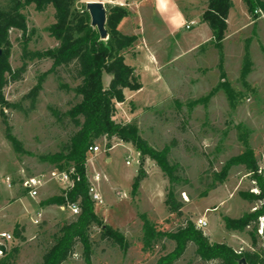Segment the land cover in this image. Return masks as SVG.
Masks as SVG:
<instances>
[{
  "label": "rangeland",
  "instance_id": "374dc122",
  "mask_svg": "<svg viewBox=\"0 0 264 264\" xmlns=\"http://www.w3.org/2000/svg\"><path fill=\"white\" fill-rule=\"evenodd\" d=\"M87 1L76 0L73 10L86 7ZM173 1L189 17L196 18L197 24L187 29L181 27L180 20L174 38L163 28V41L159 43L152 20L142 22L150 46L161 54L164 80L143 74L144 87L124 93L127 101L119 112L126 119L137 116L133 121L151 146L157 150L169 147L171 164L180 165L176 199L182 204V214L170 212L166 204L170 182L154 160H146L147 177L141 180L135 195L140 153L129 142L112 141L109 147L103 137L98 139L101 150L87 161V177L93 179L96 173L101 176L95 185L104 203H95V209L104 223L121 230L129 247L124 251L102 239L101 229L95 225L91 264H157L162 255L173 250L175 242L168 238L152 248L144 247L142 214L164 231L176 230L188 218L195 223L205 218L208 225L202 230L211 241L225 242L239 252L253 249L249 233L226 229L224 217L237 218L253 209L254 203L241 192L257 191L255 183L244 165H233L223 178L221 173L231 157L248 147L255 151L264 171V12L252 14L248 10L250 22L247 25L241 21L245 26L240 31L233 22L220 44L213 39L188 51L192 41L210 34V27L200 17L205 0ZM234 2L237 13L247 8L244 0ZM13 3L0 0L5 9ZM23 11L29 32H33L25 48L22 32L10 31V62L14 69L26 63V71L18 80H10L0 97V233L13 235L10 240L0 236V245L6 246L4 252L0 250V264H40L59 228L76 218L67 205L41 204L62 194L56 183L48 184L37 198L26 196L19 184L8 188L5 183L8 175L18 181L58 168L42 157L63 150L69 143L76 126L66 112L80 99L73 88L81 80L70 68L51 71V58L32 57L33 52L58 44L48 31L56 20L54 6L39 11L35 5H28ZM126 21L120 30L138 27L139 22L131 25ZM143 67L142 63L138 65L139 70ZM110 79L111 74L106 72V84ZM71 167L67 164L63 169ZM35 218L40 221L35 223ZM16 229L21 231L20 237ZM259 245H264L263 239ZM195 249L190 243L175 264H206ZM62 264H87L82 245L78 244Z\"/></svg>",
  "mask_w": 264,
  "mask_h": 264
},
{
  "label": "trees",
  "instance_id": "16d2710c",
  "mask_svg": "<svg viewBox=\"0 0 264 264\" xmlns=\"http://www.w3.org/2000/svg\"><path fill=\"white\" fill-rule=\"evenodd\" d=\"M76 0H14L10 9L0 6V97L10 80H18L26 71L27 64L14 69L10 62L12 42L10 31L18 29L22 32L25 48L33 31L29 32L28 18L23 9L28 5H35L39 11H44L49 5L55 8V22L48 31L58 44L55 47L35 51L33 58H51V71L60 67L70 68L74 76L80 79L74 92L80 97L73 104L67 115L71 118L76 130L70 137L65 148L42 158L63 169L71 164L75 169V176H79L75 186L67 191L41 201L43 205H66L68 201L77 202L80 213L72 221L65 222L54 235V241L43 254L40 264H62L74 253L78 244L82 245L83 257L87 264H91L93 255L92 228L97 225L101 229L102 239H108L126 251L129 247L125 235L120 229L104 223L95 209V202L89 194V180L87 177V161L92 153L89 147L102 137H107L109 147L112 141L132 143L141 156L139 174L133 184V193L136 195L140 182L147 177L144 167L146 160L152 159L167 176L170 187L166 197V204L170 212L182 214V204L176 199V185L179 183L178 174L180 165L171 164L169 147L157 150L141 135L136 121L118 122L114 116L117 102L125 100L124 89L138 90L142 87L135 74V67L125 61V54L131 50L137 41V35L123 34L119 29L121 21L129 15L127 7L115 5L108 8L107 29L109 38L101 40L98 30L91 25V17L85 7L74 11ZM248 10L257 14L264 12V0H244ZM233 7L232 0H207V7L202 14V21L212 30L213 39L220 44L226 37L227 18ZM111 74L107 85L105 74ZM233 165H244L257 191L241 192L249 202L254 203L253 209L244 212L240 217H224L225 227L228 230L248 232L251 237L252 250L236 251L225 242L211 241L202 228L190 218L174 231L158 229L145 214L143 220V244L145 248H152L163 238L175 242L170 252L162 255L157 264H175L184 253L188 245L196 246L195 252L206 264H264V171L260 168L255 151L248 147L237 156L231 157L222 170V178L227 175ZM69 169V168H68ZM224 181V179H221ZM262 225V231L260 226ZM17 237L21 231L16 229Z\"/></svg>",
  "mask_w": 264,
  "mask_h": 264
},
{
  "label": "crops",
  "instance_id": "0c3cea01",
  "mask_svg": "<svg viewBox=\"0 0 264 264\" xmlns=\"http://www.w3.org/2000/svg\"><path fill=\"white\" fill-rule=\"evenodd\" d=\"M103 1L106 3V5H112V6L119 5V6L127 7L129 9V15L126 16L121 21V23L119 24V29H121L124 23L126 24L127 19L130 20L131 25H134L136 21L139 22L138 27L133 28V30H130V31L120 30L123 34L137 35L138 37L137 41L135 42L134 47L131 50L126 52L125 61L131 66L135 67V74L139 78V81L141 82L143 74L145 75V77L153 76L155 77L156 80H158L159 78L164 80V77L161 73L162 62H163L161 58V54L158 51H156L154 48H152V46H150L149 40L146 37L145 32L142 30V25H143L142 22L145 21L146 19L152 20V23H154V28H155V36H159L156 42L162 43L163 40L161 39V36L163 35V30H162L163 28H166L169 31L170 36L174 38V36L177 35L178 33L177 32L178 30L177 22L181 20L182 21L180 23L181 27L186 28V23L191 20H196V18L189 17L187 12L182 10L178 6V4L175 3L173 0H103ZM232 1H233V7L230 9V12L227 18V23H228L227 32L231 28V24L233 22L236 27V31H240V29L245 26V24L242 23L241 21L246 22L247 25L250 22L248 20L249 19L248 8L244 10L241 9V11L237 13L235 11V8H236L235 2L234 0ZM206 7H207V0H205L204 4L201 7L200 17L202 16ZM175 20L176 22H174ZM237 20H240V21L237 22ZM176 37L177 39H180L179 36H176ZM211 40H213L212 30L210 31V34H207L205 36V38L192 41L191 46L189 47L188 51L197 49L204 43H207ZM129 58L132 59V62H129L130 60ZM141 63L144 64V67L140 68L141 70L140 71L138 69V65ZM165 84L167 88H169V85L166 81H165ZM142 85L144 87V83H142ZM129 90H132V89L125 88L124 93H126ZM132 91H136V90H132ZM131 95L132 94H130L129 97ZM126 101L127 100L125 99L123 102H117V105H116L117 109H116L114 118L118 122H130L137 118L136 116L133 119H126L125 114L119 112V109L123 107V104ZM95 156H91L90 159H92ZM88 165L89 164L87 163V167Z\"/></svg>",
  "mask_w": 264,
  "mask_h": 264
},
{
  "label": "built area",
  "instance_id": "2783aa9c",
  "mask_svg": "<svg viewBox=\"0 0 264 264\" xmlns=\"http://www.w3.org/2000/svg\"><path fill=\"white\" fill-rule=\"evenodd\" d=\"M196 24V20H191L186 23V28L190 29ZM103 138L107 141L106 136ZM107 144L108 143H106V145ZM100 150V145L96 143L89 147V151L93 154V156H95V154ZM127 163H129V161H127ZM100 178L101 176L99 173H96L93 176V179L88 178L89 194L95 203L102 204L104 203L103 198L95 185V181L100 180ZM78 179L79 176H75L74 167H71L69 169L53 168L37 174L26 175L18 178V181H16L14 177L8 175L5 177V183L8 188H13L16 184H19L26 196L30 198H37L41 195L42 190L50 183H56L58 186H60L61 190L66 193L75 186L76 180ZM66 205L74 214L80 213L81 209L77 202L68 201ZM38 214L41 216V212ZM39 221V218L34 219L35 223H38ZM196 224L199 228H204L208 225V222L205 218H199ZM260 231H262V228ZM0 236L6 240H10L13 237V235L9 232H2L0 233Z\"/></svg>",
  "mask_w": 264,
  "mask_h": 264
},
{
  "label": "water",
  "instance_id": "95a60500",
  "mask_svg": "<svg viewBox=\"0 0 264 264\" xmlns=\"http://www.w3.org/2000/svg\"><path fill=\"white\" fill-rule=\"evenodd\" d=\"M86 11L90 14L91 25L96 28L100 34L101 40H107L109 38V32L107 29V16L108 8L103 0H88L85 5ZM2 51L0 50V55ZM0 249L3 252L6 250V246L1 244ZM240 263L246 264L245 258H242Z\"/></svg>",
  "mask_w": 264,
  "mask_h": 264
}]
</instances>
